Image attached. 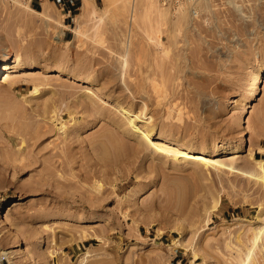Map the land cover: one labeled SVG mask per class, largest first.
<instances>
[{"label": "rangeland", "instance_id": "rangeland-1", "mask_svg": "<svg viewBox=\"0 0 264 264\" xmlns=\"http://www.w3.org/2000/svg\"><path fill=\"white\" fill-rule=\"evenodd\" d=\"M153 1L157 7L147 12L135 0L131 19V0L106 11L97 0L99 17L75 20L77 9L63 36L56 7L48 5L45 17L27 0H0V59L17 60L0 76V264H234L228 245L244 257L264 224V210L254 218L257 206L264 208L263 182L140 147L145 139L119 111L122 105L147 113L152 140L259 176L264 0H194L174 8ZM258 69L257 95L239 122ZM111 108L119 117L105 114ZM65 127L73 135L66 138ZM241 130L247 144L228 153ZM86 173L94 174L91 181ZM70 175L87 189L97 185L94 194L80 192ZM246 264H264L259 246Z\"/></svg>", "mask_w": 264, "mask_h": 264}, {"label": "bare ground", "instance_id": "bare-ground-1", "mask_svg": "<svg viewBox=\"0 0 264 264\" xmlns=\"http://www.w3.org/2000/svg\"><path fill=\"white\" fill-rule=\"evenodd\" d=\"M115 1L116 0H104V6H103V8L101 9V10H103V11H106V10H108V8L111 6V5H115L114 3H115ZM143 2H144V4H143V10H146L147 12H148V10L149 9H153V8H156L157 6L155 5V3H154V1L153 0H143ZM112 7V6H111ZM96 8H99V7H96V5L92 2V0H83V3H82V5L80 6V11H79V13L75 16V20H80V19H87V18H90V17H93V18H98L99 17V15H97L96 14ZM130 10H129V16H130V18L131 19H134L135 18V15H136V12H137V8H136V3H135V0H131V2H130ZM29 9L30 10H33V11H36V10H34V9H32L31 7H29ZM158 9V8H157ZM161 10V9H160ZM152 11V10H151ZM36 12H38L39 14H42L43 16H47L48 15V13H49V7H48V4L47 3H45L44 5H43V9L41 10V11H36ZM145 12V11H144ZM150 12V11H149ZM145 14V13H144ZM147 15H148V13H147ZM147 15H145L144 17V19H146V16ZM141 18V17H140ZM137 19V18H136ZM147 20H149L148 18H147ZM147 20H144V21H147ZM80 21H83V20H80ZM140 21V20H139ZM78 22V21H77ZM148 22V21H147ZM79 23V22H78ZM145 25V24H144ZM147 25V24H146ZM150 25H152V23L150 22ZM154 26V25H153ZM153 26H151V28H153ZM155 28V27H154ZM156 29H157V27H156ZM145 30V29H144ZM147 30V29H146ZM147 32V31H146ZM154 32H156V30L154 31ZM153 32V33H154ZM152 34V33H151ZM156 34V33H155ZM152 36V35H151ZM148 37V36H147ZM153 38H155V37H153ZM152 38V39H153ZM155 44H157V46L158 45H161V42H162V40L159 38V37H156L155 39ZM150 41V40H149ZM152 44V43H151ZM154 44V43H153ZM17 62V60L14 58V59H9V57H8V54H6V56H4V57H2V59H0V76H2V78H4V77H6V76H8L9 75V72H10V70H11V68L13 67V63H16ZM19 61V60H18ZM19 65V64H18ZM158 66V65H157ZM19 67V66H18ZM159 67V66H158ZM162 68V67H161ZM160 68V69H161ZM155 71V70H154ZM159 71V70H158ZM160 73V72H159ZM4 75V76H3ZM148 77V76H147ZM162 77V76H161ZM77 80H79V78H77ZM152 80H154V79H152ZM249 80V79H248ZM260 80H261V71L258 69L254 74H253V76L250 78V80L248 81V83H247V85H246V91H245V94H244V96H243V99L241 100V103H240V111H239V115H238V117H237V120L239 121V122H241L244 118H245V116H246V114H247V112H248V107H249V102L257 95V87H258V84H259V82H260ZM158 81V80H157ZM159 82V81H158ZM156 83V82H155ZM153 84V83H152ZM151 84V85H152ZM150 85V84H149ZM156 87H157V85H156ZM157 89V88H156ZM161 91V90H160ZM153 92V91H152ZM163 93V92H162ZM88 95V94H87ZM136 97V96H135ZM135 99V98H134ZM128 100V99H127ZM132 100V99H131ZM87 101V100H86ZM88 102V101H87ZM135 102V101H134ZM137 102V101H136ZM100 106V105H99ZM128 108H126L125 106H120V109H119V111L121 112V114H123V115H121V116H124V117H126L127 118V120H128V122H129V124L131 125V128L134 130L133 132H135V134H137V135H139V137H141L142 139L144 138L145 140H143V142H141L140 143V141H139V143H138V145L140 146V147H142V146H148V147H152L153 149H155L156 151H158L159 153H161V154H163V156L164 157H169V158H171L173 161H175V162H181V161H183V162H189V163H192V164H200V165H202L203 167H213V168H216V169H221V170H230V172H236V173H241V174H243V175H245V176H248V177H251L252 179L254 178V180L255 179H257L256 181H258L259 180V182H263L264 183V161L263 160H260V159H256V166H258V168L257 169H259V172L262 170V172H260V174L262 173V175H260L259 174V176H257V174H255V173H251V174H249V173H247V172H245V171H242L241 169H237L236 167H234V165H231V166H226V165H224V163H222V162H220V161H217V159L215 160V159H213V158H210V157H207L206 155H205V152H203V151H192L190 148H188V147H184V146H182V145H176V146H174V145H170V146H168V144H167V141H169V140H167V139H158V140H152L150 137V135L152 134V132H151V128H149V124H147L148 122L147 121H149V118L150 117H148V116H146L147 115V113L145 114V113H143V112H133L131 109H130V107L129 106H127ZM132 107V106H131ZM113 108V107H112ZM112 108L109 110H107L106 111V113L105 114H107V113H109V114H114V115H117V113L115 114V113H113V111H112ZM116 108V107H115ZM114 108V109H115ZM107 109V108H106ZM113 109V110H114ZM116 110H117V108H116ZM118 111V110H117ZM142 111H143V108H142ZM147 111V110H146ZM120 112H118V113H120ZM103 113V114H104ZM68 114H70L69 112H68ZM106 117H107V115H105ZM109 116V115H108ZM111 116V115H110ZM118 116V115H117ZM52 117V116H51ZM50 117V118H51ZM113 117V116H112ZM111 117V118H112ZM115 118H117L119 121L121 120V119H119L118 117H116V116H114ZM57 118H59V117H56V119ZM108 118V117H107ZM111 118H110V120H111ZM125 118V119H126ZM53 119V118H52ZM55 119V120H56ZM71 119H72V116H71ZM114 119V118H113ZM117 119H114V122L115 123H117ZM112 121V120H111ZM118 121V122H119ZM125 120H122V122H124ZM151 121V120H150ZM128 122L127 121H125L124 122V124L126 123L127 125H128ZM139 122H144V125L143 124H138ZM152 122V121H151ZM114 123V124H115ZM120 123L121 122H119V124L117 125V127H121V125L123 124V123H121V125H120ZM61 124H62V122H61ZM130 125L128 126V127H130ZM142 125V126H141ZM243 127V126H242ZM130 129V128H129ZM112 130V129H111ZM110 130V131H111ZM64 131H66V133H67V135H66V138L67 137H69L70 135H73V134H71L70 132H69V130L67 131V128L65 127V130ZM117 132V131H116ZM240 133V132H239ZM241 133H242V136H241V138L239 139V142H238V146L237 147H232V148H229V149H227L226 151L228 152V153H235L239 148H241V147H244L246 144H247V139H246V137H245V135H243V130H241ZM115 134V133H114ZM79 135V134H78ZM117 135V134H116ZM64 136V135H63ZM73 137V136H72ZM158 138V137H157ZM69 139V138H68ZM67 139V140H68ZM115 139V138H114ZM97 140V139H96ZM63 142H64V140H62ZM80 141V140H79ZM74 142V141H73ZM98 142V141H97ZM145 142V143H144ZM65 144V143H64ZM63 144V145H64ZM68 144H69V142H68ZM70 145V144H69ZM123 145V144H122ZM128 145V144H127ZM136 145V144H135ZM138 145L137 146H135V150H138V149H141V148H139L138 147ZM62 147V146H61ZM127 147V146H126ZM130 147H131V145H130ZM60 148V147H59ZM66 148H68V147H66ZM65 148V149H66ZM93 148V147H92ZM132 148H133V146H132ZM63 149V148H62ZM70 149V148H69ZM95 149V148H94ZM67 150V149H66ZM71 150V149H70ZM96 151V150H95ZM134 151V150H133ZM140 151V150H139ZM63 153H64V150L62 151ZM66 152V151H65ZM136 152H138V151H136ZM68 153V154H67ZM67 156L69 155V156H73V155H70L69 154V152L67 151ZM56 154H58V155H60V157H61V154H59V152L58 153H56ZM65 154V153H64ZM55 156V155H54ZM64 156L62 155V158H63ZM91 157V156H90ZM65 158V157H64ZM67 158V157H66ZM73 158H80L79 156L77 157H73ZM69 160H70V158H69ZM80 160V159H79ZM76 161H77V159H76ZM75 161V162H76ZM250 160H248V162H249ZM66 163V162H65ZM63 164V166L65 165L66 166V164ZM70 163H71V161H70ZM250 164H251V162H249ZM79 164V163H78ZM61 165V164H60ZM68 165H69V163L67 164V167H68ZM80 165V164H79ZM78 165V166H79ZM229 165V164H228ZM70 166H72L71 164H70ZM59 167V166H58ZM80 167H81V165H80ZM64 169H66V168H63V171H64ZM69 169H72L71 167H69L68 169H66L67 171H69ZM85 170V169H84ZM62 171V172H63ZM71 171H73V170H71ZM86 172H91V173H93L92 171H88V170H85ZM64 173V172H63ZM72 173V175L74 174V171L73 172H71ZM79 173H81V172H79ZM84 173V172H83ZM91 173H86V174H88V176H89V174H91ZM77 176H79L78 175V173H75ZM74 174V175H75ZM62 175V174H61ZM92 175V174H91ZM94 175V174H93ZM92 175V176H93ZM53 176H55V175H53ZM63 176V175H62ZM77 176H74V177H72L71 175H70V178L69 177H67L68 179H71V178H74V181L76 180V177ZM83 175H81V176H79L80 177V180H82L83 179V177H82ZM92 176H89L88 178H89V180L91 181L92 180ZM94 177V176H93ZM62 178V177H61ZM66 178V179H67ZM78 178V177H77ZM91 178V179H90ZM68 179L66 180L67 181V183H68ZM80 180H79V178H78V180H76L74 183L76 184V186H78V185H81L80 186V192H81V188L83 187V188H85L86 186H83L82 184H81V182H80ZM88 180V181H89ZM261 180V181H260ZM80 182V183H79ZM99 182V181H98ZM97 182V183H98ZM73 183V182H72ZM72 183H69L70 185H74V184H72ZM79 183V184H78ZM96 188H97V185H95V184H92V186L90 185V188H88L87 189V187H86V190H88V191H91V192H93V194H94V190H96ZM91 192H89V193H91ZM84 194V193H83ZM82 194V195H83ZM95 197V196H94ZM97 198H98V196H97ZM99 200V199H98ZM95 201H92V204H91V206H87L88 207V209H93V203H94ZM78 203V202H77ZM90 204V203H89ZM217 204H218V200L216 199L215 201H214V203L212 204V206L210 207L211 208V210H214L215 209V207L217 206ZM83 205V204H82ZM81 206V205H80ZM83 206H85V205H83ZM82 206V207H83ZM86 207V206H85ZM86 207V208H87ZM77 208V207H76ZM85 208V209H86ZM53 209V208H52ZM263 210H264V208H263V206L262 205H258L257 206V209H256V211H255V214H254V218H255V220L257 221V220H259L260 218H261V215L263 214ZM78 211V210H77ZM236 219H238V217H235ZM241 218V217H240ZM177 226V225H176ZM257 227V226H256ZM255 227V231H254V234H252L253 235V237L251 238L252 240L250 241V248H248L247 249V251L244 253L245 255H244V257H242L241 256V248L240 247H238V246H232V245H228L230 248H231V250H232V253H234L233 255H231L232 256V262L234 263V264H246L247 263V260H248V258L251 256V254H252V250L254 249V247H256V246H259V248L261 249V251H262V253H263V257H264V224H262L260 227H257L256 228ZM253 230H254V228H253ZM178 231V230H177ZM89 235V234H88ZM87 235V236H88ZM86 236V235H85ZM90 236V235H89ZM96 237H99V236H96ZM98 239H101V237H99ZM181 244V240H180V237H177V238H174L173 239V242H172V245H180ZM228 244V243H227ZM256 263V262H255ZM192 264H196L194 261H192Z\"/></svg>", "mask_w": 264, "mask_h": 264}, {"label": "crops", "instance_id": "crops-1", "mask_svg": "<svg viewBox=\"0 0 264 264\" xmlns=\"http://www.w3.org/2000/svg\"><path fill=\"white\" fill-rule=\"evenodd\" d=\"M96 4L97 0H92ZM28 6L34 10H42L43 5L47 3L49 7H56L63 15L64 31L63 36L69 31V26L73 21V15L80 8L83 0H27Z\"/></svg>", "mask_w": 264, "mask_h": 264}, {"label": "built area", "instance_id": "built-area-1", "mask_svg": "<svg viewBox=\"0 0 264 264\" xmlns=\"http://www.w3.org/2000/svg\"><path fill=\"white\" fill-rule=\"evenodd\" d=\"M160 2L167 8H174L182 3H190L192 5L194 0H160Z\"/></svg>", "mask_w": 264, "mask_h": 264}]
</instances>
